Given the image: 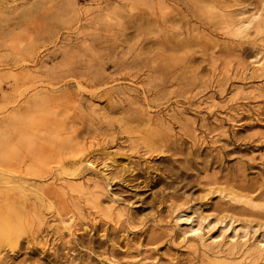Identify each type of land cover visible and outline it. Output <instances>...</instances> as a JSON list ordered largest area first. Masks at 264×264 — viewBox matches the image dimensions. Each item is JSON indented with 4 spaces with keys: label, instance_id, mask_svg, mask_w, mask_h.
<instances>
[{
    "label": "rangeland",
    "instance_id": "obj_1",
    "mask_svg": "<svg viewBox=\"0 0 264 264\" xmlns=\"http://www.w3.org/2000/svg\"><path fill=\"white\" fill-rule=\"evenodd\" d=\"M0 207V264H264V0H0Z\"/></svg>",
    "mask_w": 264,
    "mask_h": 264
},
{
    "label": "bare ground",
    "instance_id": "obj_2",
    "mask_svg": "<svg viewBox=\"0 0 264 264\" xmlns=\"http://www.w3.org/2000/svg\"><path fill=\"white\" fill-rule=\"evenodd\" d=\"M1 210L3 209L2 207H0ZM18 208V207H17ZM0 210V211H1ZM2 213V212H1ZM0 213V214H1ZM4 216V215H3ZM17 219H19V212L17 213L16 210H13V215L10 219H6L4 222H2L3 224H5L7 227H13V224L15 222H17ZM2 223H0V226L2 225ZM220 244V243H219ZM258 249H264V241H261L260 244H258Z\"/></svg>",
    "mask_w": 264,
    "mask_h": 264
}]
</instances>
